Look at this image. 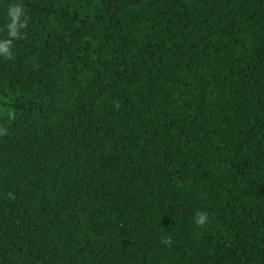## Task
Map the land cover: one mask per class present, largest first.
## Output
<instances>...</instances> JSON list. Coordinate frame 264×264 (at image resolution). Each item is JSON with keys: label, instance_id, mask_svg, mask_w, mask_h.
<instances>
[{"label": "trees", "instance_id": "1", "mask_svg": "<svg viewBox=\"0 0 264 264\" xmlns=\"http://www.w3.org/2000/svg\"><path fill=\"white\" fill-rule=\"evenodd\" d=\"M15 3L0 264H264V0Z\"/></svg>", "mask_w": 264, "mask_h": 264}, {"label": "clouds", "instance_id": "2", "mask_svg": "<svg viewBox=\"0 0 264 264\" xmlns=\"http://www.w3.org/2000/svg\"><path fill=\"white\" fill-rule=\"evenodd\" d=\"M8 22L5 25L7 29V38L0 39V57L10 58L13 55L12 44L13 41L22 36L20 29L26 26V19L24 17V10L18 3L11 4L7 10ZM12 117V113H9ZM4 130L0 129V133ZM208 216L204 211H196L194 215V222L197 225L203 226L207 222ZM167 242V241H165Z\"/></svg>", "mask_w": 264, "mask_h": 264}]
</instances>
